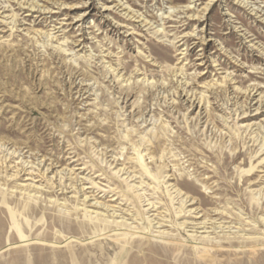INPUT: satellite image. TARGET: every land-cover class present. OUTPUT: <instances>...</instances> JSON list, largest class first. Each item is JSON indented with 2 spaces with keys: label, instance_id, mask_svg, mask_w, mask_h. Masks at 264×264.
<instances>
[{
  "label": "rangeland",
  "instance_id": "obj_1",
  "mask_svg": "<svg viewBox=\"0 0 264 264\" xmlns=\"http://www.w3.org/2000/svg\"><path fill=\"white\" fill-rule=\"evenodd\" d=\"M207 4L0 0V264H264V0Z\"/></svg>",
  "mask_w": 264,
  "mask_h": 264
},
{
  "label": "bare ground",
  "instance_id": "obj_2",
  "mask_svg": "<svg viewBox=\"0 0 264 264\" xmlns=\"http://www.w3.org/2000/svg\"><path fill=\"white\" fill-rule=\"evenodd\" d=\"M213 0H209V4H207L206 6V10L209 8L210 6V3L212 2ZM28 6V5H27ZM34 6V5H33ZM34 8V7H33ZM188 9H191L188 7ZM5 15V14H4ZM8 17V16H7ZM201 18V17H200ZM15 21V20H14ZM13 22V21H12ZM16 23V22H15ZM15 27V26H14ZM51 34V33H50ZM49 34V35H50ZM53 36V33L52 35ZM50 36V37H51ZM56 36V35H55ZM53 36V37H55ZM221 83V82H220ZM224 84V83H223ZM214 87V86H213ZM255 89H253L252 91H250V95L253 94L254 96L257 94V91L255 93H252L254 92ZM204 96V94L202 95V97ZM258 96V95H257ZM260 98H259V101L258 103L259 106L256 108V113L253 114V116H258V115H261L262 113H264V95H262V93L259 94ZM196 100V99H195ZM244 114H248V112H244ZM249 116H244V118H247ZM249 126V125H248ZM62 161V160H61ZM10 162V161H9ZM13 162V161H12ZM52 162V161H51ZM14 163V162H13ZM18 163V162H17ZM29 163V162H28ZM33 163V162H32ZM53 163V162H52ZM60 163V162H59ZM38 164V163H37ZM38 167V166H37ZM16 168V167H15ZM51 168V166L49 165V168L46 169L44 172H38L40 174H43V176H45L46 174H48V170ZM34 170V169H33ZM36 170V169H35ZM34 170V171H35ZM41 170V169H40ZM126 168L124 167V174H128L127 177L125 178L124 181H127L128 183L131 182V181H134L133 178L134 176L131 175V173L129 172H126L125 171ZM128 170V169H127ZM34 171H30V169H28L26 166L22 165V168L19 167V169H17L16 173L13 174L12 176H14L13 178L14 179H18V178H21V177H24V180L25 181H28V180H31V183H28V184H23V185H17V187L21 188V189H25V190H28V191H35V192H42L45 187L43 186V183H41L40 185H37L36 182L37 181H40V180H36V177H40L39 175L38 176H35L34 174ZM118 171V170H117ZM121 171V170H119ZM132 179V180H130ZM52 180V179H50ZM60 185V184H59ZM93 185V184H92ZM142 185H135L133 184L132 187L134 188V191L138 193V196H140L141 198L145 195L144 193H140ZM67 189V188H66ZM84 189V188H83ZM117 189V188H116ZM112 191V190H111ZM176 192L178 193H181L178 189L176 190ZM87 194V193H86ZM115 194V193H114ZM85 195V193H84ZM90 197V196H89ZM88 198V197H86ZM96 200V198H94ZM119 199V197H118ZM115 200V199H114ZM113 200V201H114ZM125 200V199H124ZM90 201V200H89ZM122 201V199H121ZM147 201H149L150 203L149 204H146L147 208L146 210H149V212L152 211L153 208L156 207V203L154 201H151V199H148ZM98 201L93 204L95 205V207L97 206L98 207ZM115 205V204H114ZM125 205V204H124ZM195 203L194 201L190 200L188 201V199H185V200H182V205L181 207L179 208L178 210V216H180V218H185L182 225H184L185 227H190V228H193L194 230H192L193 232H199L198 230H202L201 232L202 233H208L209 231H207L209 228L211 227H216L218 220L219 219H223L225 218V214L224 212H221L219 211V209H214V210H211V211H203V210H200V208H197V207H194ZM151 206V207H150ZM101 207H104L106 211H114V215L116 213V209L113 208L114 210H110V208L112 206H109V205H104V206H101ZM190 208V209H188ZM188 209V210H187ZM121 211V210H120ZM129 211V209H125L124 208V214H127V212ZM154 211V210H153ZM109 214V213H108ZM128 215V214H127ZM219 217V218H217ZM159 219V218H158ZM161 219V218H160ZM128 219L125 218V215H124V223H126L127 225H132L133 223H128L127 222ZM156 224V223H155ZM222 227V226H220ZM165 232V231H163ZM165 233H168V232H165ZM210 233V232H209ZM190 235H193V234H190ZM155 264H159V263H155Z\"/></svg>",
  "mask_w": 264,
  "mask_h": 264
}]
</instances>
